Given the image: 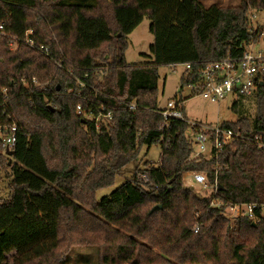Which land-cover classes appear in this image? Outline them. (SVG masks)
<instances>
[{
    "label": "trees",
    "instance_id": "trees-1",
    "mask_svg": "<svg viewBox=\"0 0 264 264\" xmlns=\"http://www.w3.org/2000/svg\"><path fill=\"white\" fill-rule=\"evenodd\" d=\"M250 10H264V0H0V126L18 127L12 155L0 139V173L10 179L0 199V264L89 263L81 248H94V264H264V74L254 96L233 103L237 119L221 122L239 136L218 158L194 156L188 123L162 128L157 112L159 67L190 63L183 89L204 65L240 58L264 32ZM145 17L149 59L129 63L128 35ZM126 111L132 143L118 138ZM107 113L109 125L98 128L95 118ZM154 144L159 161H145L97 201L102 180L113 184ZM189 171L216 180V192L186 186ZM235 204H254L253 216L229 218Z\"/></svg>",
    "mask_w": 264,
    "mask_h": 264
},
{
    "label": "built area",
    "instance_id": "built-area-1",
    "mask_svg": "<svg viewBox=\"0 0 264 264\" xmlns=\"http://www.w3.org/2000/svg\"><path fill=\"white\" fill-rule=\"evenodd\" d=\"M250 20H252V18H250ZM28 33H32V30H28ZM0 34H3L2 25H0ZM26 42L29 43V45H34V41L30 37H27ZM254 44L255 43L246 44L240 58L227 56L204 65L198 81L188 86L191 87L192 90H197L200 95L210 99L212 102L221 100L227 94L238 97L254 96L258 88V83H262L264 74V46L260 49H255ZM12 48L16 49L17 44L13 43ZM169 67L174 71L179 68L184 72L190 69L191 64L176 62L170 64ZM184 103L185 99L180 97L168 101L163 107H159L157 112L163 117L162 128L168 126L169 122L173 119L186 121L188 123L186 133L194 145L193 155L202 156L205 160L218 158L223 147L236 140L239 133L221 125V123L212 125L189 120L183 113ZM135 108L136 105L131 104L130 110H134ZM77 111L79 113L82 111L80 105L77 106ZM89 115L91 116L88 118L92 119L93 115ZM103 116L109 120L111 119V113H107ZM96 119L97 118H95V120ZM0 139L6 150H13L18 139L17 125L13 123L5 128L0 126ZM186 176L190 179V183L192 184H201L205 188L210 187V194L217 190V181L215 180L214 183H210L204 172L189 171L186 173ZM214 205L219 207L221 203H214ZM254 207V204H235L228 206L227 209L232 210L236 215L243 214L252 217ZM225 214L227 215L226 212ZM198 229L199 226L197 225L194 231Z\"/></svg>",
    "mask_w": 264,
    "mask_h": 264
},
{
    "label": "rangeland",
    "instance_id": "rangeland-1",
    "mask_svg": "<svg viewBox=\"0 0 264 264\" xmlns=\"http://www.w3.org/2000/svg\"><path fill=\"white\" fill-rule=\"evenodd\" d=\"M201 3L208 7L211 5L219 6H234L241 2V0H200ZM249 16L252 18L251 24L253 28L261 26L264 29V10L255 11L250 10ZM151 20L145 17L143 21L128 35L129 46L126 50V60L129 63L138 64L147 61L149 58L145 55L150 53V45L154 41L153 34L150 31ZM264 46V32L261 35L258 42L254 44L255 49H260ZM183 70H172L169 66L159 67V94H158V107H163L168 101H172L175 98H184L185 115L189 120L199 121L208 124H217L224 121H235L238 117L237 112L232 109V105L235 101L241 97L227 94L221 100L212 102L210 99L203 97L197 90H192L191 87L185 86L180 89L181 75ZM247 108L248 113L252 116L255 115V103L252 100L242 101ZM90 117L91 115H87ZM93 117V116H92ZM96 122L99 126L109 125L110 120L103 115H97ZM121 130L118 138L131 140L134 127L132 123V113L126 111L121 116ZM108 128V127H107ZM132 143V140H131ZM162 153V146L160 144H154L151 147L143 146L140 150L139 156L136 160L127 164L121 174L116 175L113 179V184L108 185L112 178H105L102 180L101 187L97 190L96 199L100 201L102 197L108 196L122 185L126 180L130 179L133 175L136 167H142L145 161L157 163ZM186 186H191L194 191L200 195L205 196L210 194V187H203L201 184H192L190 179L184 175ZM10 179L6 177L5 173H0V199L8 196V183ZM215 204L218 201L214 202ZM227 216L234 217L236 213L230 209L226 210ZM264 213V211H263ZM89 255V263L83 261L75 263V259H70L67 264H94V248L82 249L80 254Z\"/></svg>",
    "mask_w": 264,
    "mask_h": 264
},
{
    "label": "water",
    "instance_id": "water-1",
    "mask_svg": "<svg viewBox=\"0 0 264 264\" xmlns=\"http://www.w3.org/2000/svg\"><path fill=\"white\" fill-rule=\"evenodd\" d=\"M6 154H7V155H12V154H13V151H12V150H7V151H6ZM158 207H159V206H155V207L153 208V210H155V209L158 208ZM153 210H152V211H153ZM253 224H255V223H253Z\"/></svg>",
    "mask_w": 264,
    "mask_h": 264
}]
</instances>
